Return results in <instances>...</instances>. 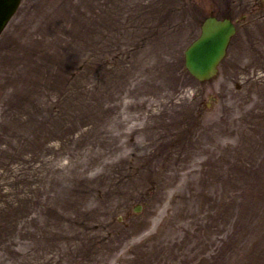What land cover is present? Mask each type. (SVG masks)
Listing matches in <instances>:
<instances>
[{
    "label": "rangeland",
    "instance_id": "374dc122",
    "mask_svg": "<svg viewBox=\"0 0 264 264\" xmlns=\"http://www.w3.org/2000/svg\"><path fill=\"white\" fill-rule=\"evenodd\" d=\"M208 15L237 32L198 83L183 51ZM0 264H264V0H22Z\"/></svg>",
    "mask_w": 264,
    "mask_h": 264
},
{
    "label": "water",
    "instance_id": "95a60500",
    "mask_svg": "<svg viewBox=\"0 0 264 264\" xmlns=\"http://www.w3.org/2000/svg\"><path fill=\"white\" fill-rule=\"evenodd\" d=\"M19 2L20 0H0V33ZM234 32V26L229 20H217L214 17L205 19L199 37L184 52L187 71L199 81L212 78Z\"/></svg>",
    "mask_w": 264,
    "mask_h": 264
}]
</instances>
